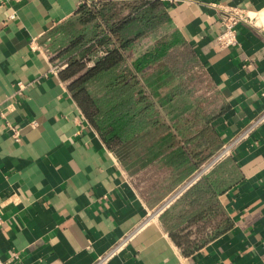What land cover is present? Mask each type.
<instances>
[{
	"label": "crops",
	"instance_id": "1",
	"mask_svg": "<svg viewBox=\"0 0 264 264\" xmlns=\"http://www.w3.org/2000/svg\"><path fill=\"white\" fill-rule=\"evenodd\" d=\"M96 1L0 0L4 264H91L187 177L181 159L163 156L129 171L51 72L48 36ZM164 2L210 89L188 147L213 151L264 109V0ZM225 6L257 12L231 47L216 42ZM192 190L107 264H264V124Z\"/></svg>",
	"mask_w": 264,
	"mask_h": 264
},
{
	"label": "trees",
	"instance_id": "2",
	"mask_svg": "<svg viewBox=\"0 0 264 264\" xmlns=\"http://www.w3.org/2000/svg\"><path fill=\"white\" fill-rule=\"evenodd\" d=\"M46 45L53 63L66 64L59 74L85 116L129 171L163 156L181 159L178 169L188 177L222 146L206 153L188 147L186 126L191 113L202 115L210 89L194 74L196 54L164 0L84 4ZM229 158L186 192L208 182Z\"/></svg>",
	"mask_w": 264,
	"mask_h": 264
},
{
	"label": "built area",
	"instance_id": "3",
	"mask_svg": "<svg viewBox=\"0 0 264 264\" xmlns=\"http://www.w3.org/2000/svg\"><path fill=\"white\" fill-rule=\"evenodd\" d=\"M222 30L216 36V42L220 47H231L239 43L238 26L241 23L256 25L257 12L240 6H225L222 7ZM99 51L98 55H101ZM66 64L53 63L51 72L59 74L60 70ZM21 89L24 88L22 82L19 83ZM264 124V109L253 119H251L244 128L234 136L225 141L219 150L192 174H190L182 183H180L169 195H167L160 204L156 205L149 212L147 217L135 225L132 229L125 232L119 241L108 251L99 255L91 264H107L109 260L116 254L121 252L141 230L143 225L150 221L154 216H159L167 208H169L178 198H180L190 187L197 183L204 175L209 173L218 163L232 157L236 149L247 140L258 128ZM18 131H15V137L18 138ZM3 203H0V227L5 223V218L2 210ZM13 259L18 258V253H13ZM0 264H4V260L0 256Z\"/></svg>",
	"mask_w": 264,
	"mask_h": 264
},
{
	"label": "rangeland",
	"instance_id": "4",
	"mask_svg": "<svg viewBox=\"0 0 264 264\" xmlns=\"http://www.w3.org/2000/svg\"><path fill=\"white\" fill-rule=\"evenodd\" d=\"M194 71H195L194 74H195L196 76H199V77L202 79L203 83H205L206 78H205L204 74L201 72V70L198 68V66L195 67ZM204 85H205V84H204ZM208 94H209V93H208ZM208 94H207V95H208Z\"/></svg>",
	"mask_w": 264,
	"mask_h": 264
}]
</instances>
